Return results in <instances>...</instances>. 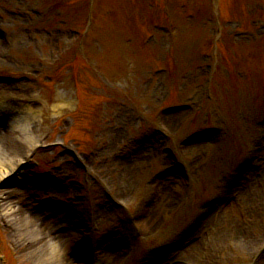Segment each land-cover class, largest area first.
<instances>
[{"label": "rangeland", "instance_id": "374dc122", "mask_svg": "<svg viewBox=\"0 0 264 264\" xmlns=\"http://www.w3.org/2000/svg\"><path fill=\"white\" fill-rule=\"evenodd\" d=\"M94 1L103 17L83 47L92 0H68L60 11L57 0H0V28H9L0 74L13 76L0 77V149L27 154L15 180L0 183L1 223L9 202L45 234L67 233V252L86 243L95 264H143L166 243L159 264H264L256 257L264 242V0H222L220 8L217 0H171L167 18L162 0ZM211 6L217 20L208 23ZM27 131L44 147L30 150ZM58 142L80 162L52 147ZM235 189L259 203L247 212ZM218 197L231 200L206 204ZM227 212L238 225L232 237L251 242L249 250L214 246V221ZM1 230L3 264H33L15 232ZM199 239L198 257L197 249L190 260L179 257ZM104 250L116 253L113 262L100 260Z\"/></svg>", "mask_w": 264, "mask_h": 264}, {"label": "bare ground", "instance_id": "6f19581e", "mask_svg": "<svg viewBox=\"0 0 264 264\" xmlns=\"http://www.w3.org/2000/svg\"><path fill=\"white\" fill-rule=\"evenodd\" d=\"M5 98V96H0V112L4 108H6L4 107V105H6L4 100ZM24 110L26 111V116L32 115L34 113V111L29 106H26ZM26 133V143L29 149L33 150L35 146L40 142L39 140L41 137H33L28 131ZM19 153H4V151L0 149V183H4L7 181L10 182V180L17 175L22 162L27 158L26 152L21 153L22 155H20ZM249 179L251 183V177H249ZM234 191L236 193V197L234 199L236 200L235 202H240V205L245 206V210L247 212L253 205L256 204V202H258L255 199L248 198L246 196V191H241L240 193L237 191V189H235ZM232 194H234V192H232ZM262 203H264V197H262ZM2 208L4 216L9 217L10 223H12L15 227L14 234L18 238L17 241L19 242V245L23 247L22 253L30 256L33 260V264H57V262H60L61 264H95L89 249L82 250L81 248L74 247L75 251L73 257L69 256L68 254H63L62 248L69 241V235L67 233H55L54 236H51V234L47 235L45 234V229H42L41 225L38 224L37 221H35V227L31 226L32 224L26 221L27 217H25L24 214L20 212L21 210L15 209L9 202H5ZM225 214L223 216L227 217L225 220L218 217L214 221V228L216 230V235L214 236V238H212L214 239V246H224L229 242H234L242 244L244 248L249 250L251 242L247 243L246 239L238 234L232 237V230H236L238 225L231 218L230 212H227ZM151 217L152 216L150 215L148 219H150ZM39 230L41 231V233H37V231ZM143 230L148 229L146 228ZM201 244L202 239L197 240L185 250H183L181 253L182 256L180 254L179 257H184L183 260H190L192 254L196 251V249L198 250ZM101 255V261L111 263L114 261L113 259L116 256V253L104 250ZM165 264H177V262L171 263V260H167V263Z\"/></svg>", "mask_w": 264, "mask_h": 264}]
</instances>
